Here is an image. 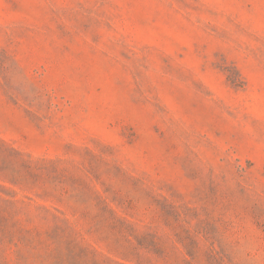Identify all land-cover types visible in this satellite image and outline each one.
<instances>
[{"label":"rangeland","instance_id":"rangeland-1","mask_svg":"<svg viewBox=\"0 0 264 264\" xmlns=\"http://www.w3.org/2000/svg\"><path fill=\"white\" fill-rule=\"evenodd\" d=\"M0 264H264V0H0Z\"/></svg>","mask_w":264,"mask_h":264}]
</instances>
